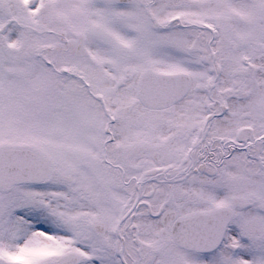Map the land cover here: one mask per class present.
Segmentation results:
<instances>
[{"label":"snow or ice","instance_id":"obj_1","mask_svg":"<svg viewBox=\"0 0 264 264\" xmlns=\"http://www.w3.org/2000/svg\"><path fill=\"white\" fill-rule=\"evenodd\" d=\"M0 264H264V0H0Z\"/></svg>","mask_w":264,"mask_h":264}]
</instances>
